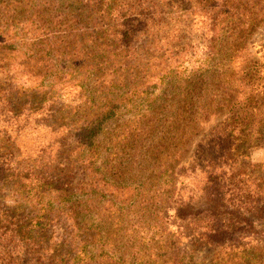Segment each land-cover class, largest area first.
Listing matches in <instances>:
<instances>
[{
    "label": "trees",
    "instance_id": "1",
    "mask_svg": "<svg viewBox=\"0 0 264 264\" xmlns=\"http://www.w3.org/2000/svg\"><path fill=\"white\" fill-rule=\"evenodd\" d=\"M261 27L264 0H0V264H264Z\"/></svg>",
    "mask_w": 264,
    "mask_h": 264
},
{
    "label": "rangeland",
    "instance_id": "2",
    "mask_svg": "<svg viewBox=\"0 0 264 264\" xmlns=\"http://www.w3.org/2000/svg\"><path fill=\"white\" fill-rule=\"evenodd\" d=\"M254 40L252 41V47L250 49V55L247 58V68H251L254 70V74L259 73L260 82L264 84V27H261L257 33L254 35ZM248 86V85H245ZM229 116L225 118V120H229ZM224 117L217 119L218 122L223 121ZM214 122H209L205 126L201 127L200 132L195 136V138L191 141L189 146L186 148V152L181 155L179 164L187 166L188 162L193 159L194 156H199L200 152V143L203 142L204 138L207 136L208 132L212 127H214ZM32 135L22 138L21 143L25 144L31 142ZM199 145V146H198ZM252 162H260L262 167L259 168L256 173H258L262 178H264V143L263 147L257 149L252 152ZM258 225L264 224V220H256ZM260 245V252L264 255V240L258 243ZM185 248V252L188 254V250H191L190 244L186 242L183 246ZM194 249V258H189V254L186 257L187 262L194 261V260H203L204 263H207L210 257V248L208 249H201L199 246L193 247ZM197 249V250H196Z\"/></svg>",
    "mask_w": 264,
    "mask_h": 264
}]
</instances>
